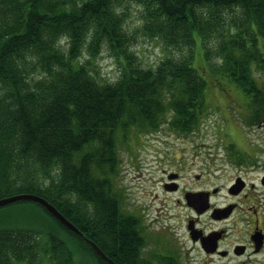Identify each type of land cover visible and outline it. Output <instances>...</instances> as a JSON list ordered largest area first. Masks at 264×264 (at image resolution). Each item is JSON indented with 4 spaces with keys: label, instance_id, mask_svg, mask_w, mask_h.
<instances>
[{
    "label": "trees",
    "instance_id": "1",
    "mask_svg": "<svg viewBox=\"0 0 264 264\" xmlns=\"http://www.w3.org/2000/svg\"><path fill=\"white\" fill-rule=\"evenodd\" d=\"M130 3L143 6L146 34L177 56L167 55L156 68L142 65L131 48L129 15L119 10ZM197 34L206 59L221 58L213 70L264 112V87L253 74L255 66L264 70V0H0V198L38 194L85 234L91 202L100 231L101 216L116 211L110 173L118 134L164 124L184 133L203 117L206 80L192 64ZM104 45L122 58L113 82L90 69ZM84 48L90 56L82 62ZM13 206L44 224L0 216V264H42L45 256L49 264H73L61 232L85 245L81 236L38 202L0 209ZM112 218L107 232L115 244L107 254L115 264H177L171 253L158 261L132 253L134 236L127 227L119 232Z\"/></svg>",
    "mask_w": 264,
    "mask_h": 264
},
{
    "label": "flooded vegetation",
    "instance_id": "2",
    "mask_svg": "<svg viewBox=\"0 0 264 264\" xmlns=\"http://www.w3.org/2000/svg\"><path fill=\"white\" fill-rule=\"evenodd\" d=\"M214 123L147 136L166 149L148 153L152 189L139 196L143 208L112 195L115 215L101 216L97 232L96 209L88 202L87 238L107 254L115 244L107 232L114 217L119 232L127 227L134 236L132 253L147 261L171 253L177 264H264V122H244L246 134H235L233 125L234 134H227L223 122ZM83 247L109 264L88 241Z\"/></svg>",
    "mask_w": 264,
    "mask_h": 264
},
{
    "label": "rangeland",
    "instance_id": "3",
    "mask_svg": "<svg viewBox=\"0 0 264 264\" xmlns=\"http://www.w3.org/2000/svg\"><path fill=\"white\" fill-rule=\"evenodd\" d=\"M123 9L129 15L126 27L131 36V48L136 52L143 66L156 68L167 55L175 53L174 55L177 56L178 53H176V50L166 47L160 38L146 34L142 5L130 3L120 7L119 10ZM196 38L195 57L192 64L206 80L204 93L205 106L203 117L200 122H204V124L205 122H211V124H215L214 122H223L225 125V133L234 134L230 127V125H233L238 130L235 134H246L244 122H264L263 117L261 118L256 115V113L259 115L262 110L258 108V106L251 105V96L247 95L239 86L224 75L213 70L216 63H221V58L213 56V58L208 61L205 56L203 42L198 34ZM260 47L264 53L263 38H261ZM83 53L81 57L82 62L86 61L90 56L86 48H84ZM91 60V72L95 73L98 79L111 82L117 80L122 69V58L117 56L112 49L104 45L100 54L95 58H91ZM253 74L259 84L264 87V70H259L255 66ZM167 114L169 118H165V122H170L169 120L172 115L170 112ZM179 134L182 133L172 129L168 124H164V126L160 127L158 130L141 131L133 128L126 135L120 132L116 141L117 165L113 174L110 173L112 186L114 190H116L115 193L112 192L116 196L118 195L126 198L128 202L131 201L134 207L140 211L143 206L139 205H142V203L139 202V196L145 191H151L152 189V181H150L152 176L149 174V165L146 164L149 162V159H151L148 153L156 150V148L166 149L163 146L166 144L151 141L147 139V136ZM139 175H142L140 181H138L137 178ZM134 207L132 206V208ZM6 215H9L8 218L12 222H24L26 224L31 223L32 225L40 226L44 224L41 219L34 217L26 218L24 212L16 206L0 209V216ZM61 236L67 239L69 247L74 253L73 264H99L95 260L96 258L93 255L91 256L87 250L80 245L78 239L75 237L71 238L64 231L61 232ZM41 240L43 244H46L47 237H43ZM44 258L45 262L43 263L49 264L48 257L45 256Z\"/></svg>",
    "mask_w": 264,
    "mask_h": 264
},
{
    "label": "water",
    "instance_id": "4",
    "mask_svg": "<svg viewBox=\"0 0 264 264\" xmlns=\"http://www.w3.org/2000/svg\"><path fill=\"white\" fill-rule=\"evenodd\" d=\"M19 200H32L43 205L56 219H58L63 225L69 228L71 231L76 232L80 236L84 237L97 251V253L106 259L109 264H115L111 259L94 241L88 239L84 233L70 220L68 219L55 205L49 202L46 198L35 193H18L4 198H0V207L16 202Z\"/></svg>",
    "mask_w": 264,
    "mask_h": 264
}]
</instances>
